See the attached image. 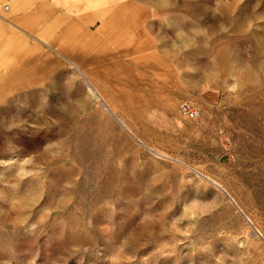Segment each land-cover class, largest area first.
<instances>
[{
	"label": "rangeland",
	"instance_id": "rangeland-1",
	"mask_svg": "<svg viewBox=\"0 0 264 264\" xmlns=\"http://www.w3.org/2000/svg\"><path fill=\"white\" fill-rule=\"evenodd\" d=\"M0 264H264V0H0Z\"/></svg>",
	"mask_w": 264,
	"mask_h": 264
},
{
	"label": "built area",
	"instance_id": "built-area-1",
	"mask_svg": "<svg viewBox=\"0 0 264 264\" xmlns=\"http://www.w3.org/2000/svg\"><path fill=\"white\" fill-rule=\"evenodd\" d=\"M182 112L190 118H193L195 116L194 111L189 106H183Z\"/></svg>",
	"mask_w": 264,
	"mask_h": 264
}]
</instances>
